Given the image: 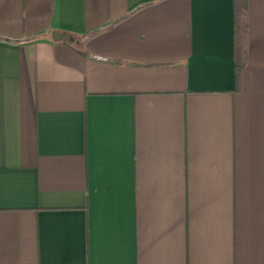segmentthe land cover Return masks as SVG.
<instances>
[{"label": "crops", "instance_id": "1", "mask_svg": "<svg viewBox=\"0 0 264 264\" xmlns=\"http://www.w3.org/2000/svg\"><path fill=\"white\" fill-rule=\"evenodd\" d=\"M0 0V264H264V0Z\"/></svg>", "mask_w": 264, "mask_h": 264}, {"label": "trees", "instance_id": "2", "mask_svg": "<svg viewBox=\"0 0 264 264\" xmlns=\"http://www.w3.org/2000/svg\"><path fill=\"white\" fill-rule=\"evenodd\" d=\"M236 37L238 42L242 41L245 36L246 23H245V0H236Z\"/></svg>", "mask_w": 264, "mask_h": 264}]
</instances>
